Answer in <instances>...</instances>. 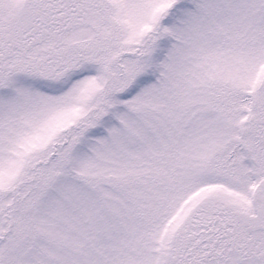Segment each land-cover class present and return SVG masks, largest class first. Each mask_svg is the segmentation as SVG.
Instances as JSON below:
<instances>
[{"label": "snow or ice", "instance_id": "snow-or-ice-1", "mask_svg": "<svg viewBox=\"0 0 264 264\" xmlns=\"http://www.w3.org/2000/svg\"><path fill=\"white\" fill-rule=\"evenodd\" d=\"M0 264H264V0H0Z\"/></svg>", "mask_w": 264, "mask_h": 264}]
</instances>
